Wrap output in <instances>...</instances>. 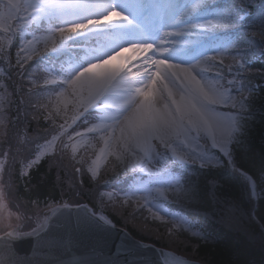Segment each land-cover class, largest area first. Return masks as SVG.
Returning <instances> with one entry per match:
<instances>
[{
	"label": "snow or ice",
	"instance_id": "obj_1",
	"mask_svg": "<svg viewBox=\"0 0 264 264\" xmlns=\"http://www.w3.org/2000/svg\"><path fill=\"white\" fill-rule=\"evenodd\" d=\"M261 98L264 0H0V264H65L18 250L33 237L55 252L49 224L71 216L66 202H47L43 219L19 210L16 165L28 178L41 161L57 183L74 178V195L85 175L95 185L99 208L77 204L74 227L99 236L103 258L68 264H153L137 258L153 248L141 242L105 251L106 210L192 249H158L155 264H205L214 220L264 250V213L244 212L224 187L235 174L250 201L264 199V165L257 175L240 163Z\"/></svg>",
	"mask_w": 264,
	"mask_h": 264
},
{
	"label": "trees",
	"instance_id": "obj_2",
	"mask_svg": "<svg viewBox=\"0 0 264 264\" xmlns=\"http://www.w3.org/2000/svg\"><path fill=\"white\" fill-rule=\"evenodd\" d=\"M248 141L251 151L241 157L240 163L250 173L258 175L261 166L264 165V98L257 101L256 117L250 128ZM19 169L20 165L17 164L14 171L13 197L15 202L19 204V210L26 212L29 216H33L34 213L38 215L44 213L47 202H66L71 205L82 202L92 209L99 208L92 195L95 191V185L89 181L87 175L83 177V191H80L79 195H74L71 187L74 178L60 174L63 183H57V173L45 161H41L39 167L31 169L28 178L20 177ZM123 180L124 177H121V182ZM227 181L228 183L224 186L225 194L240 201L244 212L254 209L257 218H259V215L264 213V199L250 201L242 177L231 174L227 177ZM109 183L115 185L116 181L110 179ZM33 201H38V207L32 203ZM104 214L108 215L114 224L125 228L133 236L144 242L154 243L160 248L171 249L172 252L174 251L188 259L193 258L191 248L169 247L165 240H157L155 237L149 238L146 233L118 218L117 215L111 214V210H106ZM198 218L203 222L202 216ZM33 225H35L34 222ZM207 226L212 238L206 242H201L197 255V258L204 260L205 264H244L245 261L264 264V250L260 247L258 235L253 240L246 232L229 229L226 225L215 220ZM248 228L249 231L259 232V225L249 224Z\"/></svg>",
	"mask_w": 264,
	"mask_h": 264
},
{
	"label": "water",
	"instance_id": "obj_3",
	"mask_svg": "<svg viewBox=\"0 0 264 264\" xmlns=\"http://www.w3.org/2000/svg\"><path fill=\"white\" fill-rule=\"evenodd\" d=\"M71 206L72 207L67 210L71 213L70 217H61L59 219L53 218L49 224L48 230L51 233L50 238H55L61 241V245L58 250L50 253L44 248H37L35 238L29 237L25 238L23 242H18V250L20 251V255L28 256L39 261L59 258L60 260H63L65 264H68V262L75 259H102L103 257L99 254V246L97 244L99 236L92 230L78 229L74 227L76 205ZM114 225L115 228H113L111 232L105 234L104 238L107 241V247L105 251H107V249H114L121 243V241H126L129 245H135L137 242H141L143 244L152 245L153 248L142 250V255L137 257L138 259H146L152 261L153 264L161 259L158 252L156 251L160 249L158 246H156L155 244L146 243L133 236L125 228L117 224ZM94 249L96 250L95 253L93 251ZM124 258L125 256L122 255L121 259ZM132 258L133 257L131 255H127V259L131 260Z\"/></svg>",
	"mask_w": 264,
	"mask_h": 264
},
{
	"label": "rangeland",
	"instance_id": "obj_4",
	"mask_svg": "<svg viewBox=\"0 0 264 264\" xmlns=\"http://www.w3.org/2000/svg\"><path fill=\"white\" fill-rule=\"evenodd\" d=\"M79 204H85V203H79ZM74 205H77V204H74ZM99 206V205H98ZM10 207H11V205H10ZM12 211L13 212H15V211H17V209L15 208V207H12ZM129 211H131V209H129ZM43 215H44V213H42L41 215H39V217H40V219H43ZM118 216V215H117ZM118 218H120L119 216H118ZM131 226H134V224L133 223H131V222H128ZM35 224V223H34ZM35 225H33V227H34ZM135 227V226H134ZM3 229V223H0V230H2ZM27 230V229H26ZM166 242V241H165ZM146 243H150V242H146ZM151 244H154V243H151ZM160 248V247H159ZM160 249H164L165 251H171L172 252V250L171 249H166V248H160ZM174 252V251H173ZM175 253V252H174ZM176 255H178V256H182V255H179V254H177V253H175ZM186 258V257H185ZM186 259H188V258H186Z\"/></svg>",
	"mask_w": 264,
	"mask_h": 264
}]
</instances>
